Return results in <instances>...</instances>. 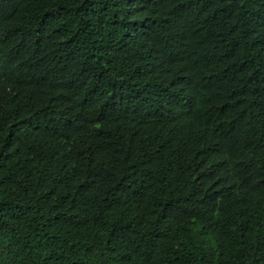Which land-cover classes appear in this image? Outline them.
<instances>
[{"label": "trees", "instance_id": "trees-1", "mask_svg": "<svg viewBox=\"0 0 264 264\" xmlns=\"http://www.w3.org/2000/svg\"><path fill=\"white\" fill-rule=\"evenodd\" d=\"M0 264H264V0H0Z\"/></svg>", "mask_w": 264, "mask_h": 264}]
</instances>
